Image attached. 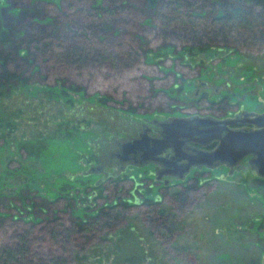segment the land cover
Here are the masks:
<instances>
[{
	"label": "rangeland",
	"instance_id": "obj_1",
	"mask_svg": "<svg viewBox=\"0 0 264 264\" xmlns=\"http://www.w3.org/2000/svg\"><path fill=\"white\" fill-rule=\"evenodd\" d=\"M208 1L213 0L197 5ZM97 4L125 8L123 13L85 18L83 9ZM156 15L142 9L140 0H0V34L15 41L17 32L27 31L50 40L54 28L60 29L58 40L81 35L90 44L122 47L116 42L129 34L141 44L134 46L137 63L124 73L89 77L85 71L71 72L69 81L81 84L84 93L53 87L57 77L39 58L31 71L25 69L30 84L0 90V245H15L12 234L29 230V247L40 256H26L24 264L44 262L49 254L61 256L64 264H264V193L252 181L242 186L238 175L222 178L218 175L224 170L219 169L197 181L169 180L164 190L153 181V167L114 157L117 144L140 131L144 121L208 111L204 101L198 109L190 106L195 92L212 98L214 89H222L235 97L239 82L243 93L248 92L252 76L264 73V43L176 54L158 41ZM172 43L174 49L181 47ZM147 49L154 52L145 56ZM97 93L128 102L103 106ZM137 98L144 103L134 105ZM129 100L136 114L117 109ZM165 107L170 111H161ZM150 108L159 110L150 113ZM97 167L119 180L113 185L109 177L100 183L103 198L95 189ZM146 198L172 212L171 233L150 222L154 216L142 204ZM121 201L126 204L117 206ZM109 204L114 214L120 213L117 222L97 223L58 243L48 235L46 227L55 218L66 227L74 217ZM133 241L138 250L133 251Z\"/></svg>",
	"mask_w": 264,
	"mask_h": 264
},
{
	"label": "trees",
	"instance_id": "obj_2",
	"mask_svg": "<svg viewBox=\"0 0 264 264\" xmlns=\"http://www.w3.org/2000/svg\"><path fill=\"white\" fill-rule=\"evenodd\" d=\"M140 2L142 9L157 14L156 18L159 21L157 28L158 41L166 43L162 48L175 50L176 54L180 53V51L188 50H195L196 53L210 51V49L219 51L226 48L232 50L238 45L264 43V0H213L202 4V6L197 5L200 0H140ZM97 5L93 6L92 10L84 8L82 11L84 17L90 19L91 17H100L102 14L111 16L112 14L123 13L125 8L124 4H119L118 6ZM51 30L54 37L51 36L50 40L46 41L40 35L32 34L28 31L17 32L16 36L19 39L17 41L7 36L4 32L0 34V46L7 45L5 48H0V90L13 87L16 84L22 86L30 84L28 83L29 75L26 74L25 69L27 67V69L32 70L35 60L38 58L45 60L52 67L50 73L53 78L57 77L55 80L56 84L52 85L53 87L60 86L62 89L80 93H84L83 86L69 81L71 72L80 74L85 71V74H88L89 77L95 76L97 72L124 73L137 63V49L134 48L141 47V44L137 40L132 39L129 34H126L127 41L125 40L124 42L131 43V45H123L124 42H116L120 43L122 47H117L115 46L116 44L108 47L103 43L98 45L90 44L86 37L81 35H74L75 40H58L60 29L57 32L54 28H51ZM232 34H236V36H232L234 37L232 38ZM172 41L180 42L181 47L174 49L175 45ZM95 47L101 50H97ZM153 52L147 49L144 51V55L146 56ZM177 58L180 59V57ZM164 94L170 99L173 98L166 91H164ZM138 96L140 97L141 95H136V97ZM120 101H114L112 97L106 94L100 95L97 93V102L100 105L114 107L113 105L116 103L128 102L127 98ZM132 101L134 105L144 103L140 98H137L138 102ZM132 101L129 100L127 106L124 103L126 107L118 106L117 109L136 114ZM155 110L150 108L148 111ZM158 110L156 111L158 112ZM161 111L167 112L170 110L165 107ZM111 182L116 185L119 180L111 178ZM95 189L98 192L97 196H102L103 198L104 196L101 193L103 186L97 184ZM176 196L181 199L179 193H176ZM118 203L117 206L126 204V202L122 201ZM142 204L147 205L148 211L153 214L154 217L150 219L152 224L155 223L156 227H159L165 234L172 232L175 224L172 212L161 209L159 207L160 202L155 199L146 198ZM87 208L90 209V207ZM106 208L103 209V206H99L90 210V213L84 214L85 216H76L74 217L76 220H73L72 224L66 227L58 225L59 219L55 218L54 221H51L53 222L52 225L46 227L48 228V235L54 239V242L58 243V241L66 239L69 234L81 230L88 231V228L93 227L97 223L109 226L110 222H117L120 216L119 211L114 214L112 204H109ZM89 222L92 224L89 225ZM12 237L17 240L15 245H0V264H24L25 257L30 255L32 256L31 259L34 258L36 260V258H39L40 252H32L29 247V230L21 229L20 231H15ZM118 239L121 240L120 238ZM131 246L133 251L138 250V246L134 241ZM131 255L129 253V256ZM64 262L61 256L49 254L44 262L40 260L38 264H64Z\"/></svg>",
	"mask_w": 264,
	"mask_h": 264
},
{
	"label": "flooded vegetation",
	"instance_id": "obj_3",
	"mask_svg": "<svg viewBox=\"0 0 264 264\" xmlns=\"http://www.w3.org/2000/svg\"><path fill=\"white\" fill-rule=\"evenodd\" d=\"M243 65L242 63H240ZM244 66V65H243ZM252 80H249L250 89H248V92L242 91L241 84L240 86H237L239 88L238 95L235 94V97H231L230 94L226 93L222 89H220L217 92V89H214V97L209 98L206 94V92H201L198 94L195 92L193 99L190 100V106L192 108L198 109L201 107L200 103L201 100L205 102L204 108H208V111H198L195 110L191 112V114H197V115H209V116H215L217 118H232L234 121V124L231 125V128H239L243 130H262L264 129V73L261 74H254L252 76ZM236 86L232 87L233 89ZM236 87V88H237ZM223 91V92H222ZM246 92V93H245ZM219 94V95H218ZM245 94V95H244ZM246 98H248L246 100ZM246 100V101H245ZM172 109V108H171ZM209 109H213L209 110ZM207 110V109H206ZM154 112V111H150ZM149 113V115H150ZM252 113V114H249ZM191 114H184L181 116L191 115ZM142 115H148L145 112L142 113ZM170 118V117H169ZM167 120L168 118H162L161 120L152 118L149 121H144L143 125L139 128L140 131L142 128H147L146 133L150 136L159 137L158 131L161 130L160 126L158 125V122H161L162 120ZM139 130L134 131V135L129 138V140L136 138L137 133L140 132ZM127 140V141H129ZM118 145V144H117ZM216 145V142L214 143H207L203 145H199L196 143H189L184 142V145L182 146V152L188 153V154H195L198 152H209L211 151L214 146ZM118 148V147H117ZM118 152V151H117ZM116 152V153H117ZM115 154V153H114ZM115 157V156H114ZM117 158V157H116ZM123 163H134L138 164L139 166H151L153 167L152 171V178L155 183L160 184L161 188L166 190L171 181H177V182H185L188 179H194V181L202 179L204 174H210L212 172H216L219 169H223V173H219V177L227 178L232 177L234 174L238 175L240 179H242L241 183L242 186L246 185L247 183H250V181L253 182V184L259 189L263 190L264 193V157L259 161H255L254 155L248 154L247 156H244L243 158L239 159L237 162H235L233 165H229L226 163H221L218 160H215L211 162L209 165H202V164H195L192 167H190L185 173L180 172V174H175L176 172L179 173L180 170H183V167H177L174 166H162L161 164H157L155 162H148L143 161L139 154H129L128 159L126 161H123ZM96 171L100 174V178L98 179L97 184L102 183L106 179L110 178H116V175L114 173H106L102 167H97ZM176 171V172H175ZM191 174V175H190ZM158 175V176H157ZM179 175V176H177ZM215 178V176H214ZM240 183V184H241ZM246 183V184H245ZM246 187V186H245Z\"/></svg>",
	"mask_w": 264,
	"mask_h": 264
},
{
	"label": "water",
	"instance_id": "obj_4",
	"mask_svg": "<svg viewBox=\"0 0 264 264\" xmlns=\"http://www.w3.org/2000/svg\"><path fill=\"white\" fill-rule=\"evenodd\" d=\"M233 124V119L227 117L221 119L197 114L173 116L168 121L158 122L161 128L159 137L148 135V127L142 128L136 138L118 143V152L114 156L123 162L129 154H139L145 162L183 167L175 174L185 173L195 164L209 165L215 160L231 166L248 154L254 155L255 161L259 162L264 157V129H234L231 128ZM186 141L199 145L216 142V145L209 152L184 154L182 146Z\"/></svg>",
	"mask_w": 264,
	"mask_h": 264
}]
</instances>
